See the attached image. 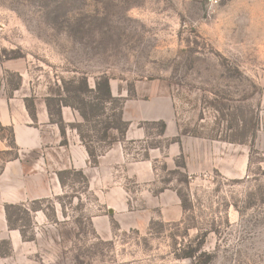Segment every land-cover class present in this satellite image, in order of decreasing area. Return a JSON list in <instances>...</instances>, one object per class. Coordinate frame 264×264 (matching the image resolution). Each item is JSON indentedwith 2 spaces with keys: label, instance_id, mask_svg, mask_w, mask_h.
<instances>
[{
  "label": "rangeland",
  "instance_id": "obj_1",
  "mask_svg": "<svg viewBox=\"0 0 264 264\" xmlns=\"http://www.w3.org/2000/svg\"><path fill=\"white\" fill-rule=\"evenodd\" d=\"M102 75L117 101L74 125L97 161L120 110L140 137L99 181L66 170L17 203L26 239L0 203V264H264V0H0V85L69 97Z\"/></svg>",
  "mask_w": 264,
  "mask_h": 264
},
{
  "label": "crops",
  "instance_id": "obj_2",
  "mask_svg": "<svg viewBox=\"0 0 264 264\" xmlns=\"http://www.w3.org/2000/svg\"><path fill=\"white\" fill-rule=\"evenodd\" d=\"M24 90L22 84L10 91L3 82L0 85V130H12L17 152V158L8 160L0 173V203L17 205L48 197L59 188L58 173L66 170L80 171L89 180L99 181L104 164L122 159V147L114 143L98 159V165L90 167L88 153L77 131L71 128L81 118L79 114L71 108H61L65 126L62 135L59 126L50 119L45 97L32 96ZM29 98H33L34 119L26 108L25 99ZM123 116L128 122L126 113ZM135 136L140 137V133L129 129L125 140ZM9 150L7 141L0 138V152Z\"/></svg>",
  "mask_w": 264,
  "mask_h": 264
},
{
  "label": "trees",
  "instance_id": "obj_3",
  "mask_svg": "<svg viewBox=\"0 0 264 264\" xmlns=\"http://www.w3.org/2000/svg\"><path fill=\"white\" fill-rule=\"evenodd\" d=\"M73 83H78L79 86H76L74 88ZM62 85H65V88L63 87V91H65V94H72V96L63 97L60 92H57L55 95H53V97L51 96L45 97V103L47 106L50 119L52 122L56 123L59 126L62 135H64L65 133L64 132L65 126H64L62 116H61L62 107H68V108H71L72 110H75L79 114L83 122L87 123L90 120V118L103 115L106 104H111L117 101V99L112 95L109 78L104 75L95 78L94 88H90V85L86 77H81L79 79L73 78V79L68 80L67 82L63 81ZM67 85L69 87H72V89H69ZM18 88H19V83L13 86L11 90H17ZM87 96H90L94 104H92L91 102H87V100L84 98ZM68 99L74 100V101L70 102V100ZM25 103H26V108L31 118L34 119L35 115H34L33 98L25 99ZM53 104H55L56 106L55 109H53ZM113 117L115 119H113L112 121L106 122L101 132L100 140L106 141L108 146L124 139L126 131L128 129L127 122H125L122 119L121 110L118 113L114 114ZM80 127H81L80 123L71 125V128L77 131L80 141L88 153L91 164L95 166L98 162L97 156L95 154V150L93 149V147H91L88 143L84 141L85 137L83 133L81 132ZM111 130H114L117 133V135L115 136L110 135L109 132ZM0 138L7 141L10 150L13 149L16 151V146L13 141L11 129L1 128ZM15 158H17V152L12 156V159H15ZM66 172L67 171H62L58 173V178L61 184H63L62 175ZM76 174L80 175L81 178L85 179L82 172L79 171V172H76ZM12 209H18V210L22 209V211H24L25 213H30V211L29 209H27L26 207L20 204L19 205H13V204L5 205V214L7 217L8 226L11 229L19 230L21 237L23 239H26L24 232L17 227L16 222L14 221L12 222L11 220L10 210ZM10 251L11 250L9 249L6 253H3V254L0 253V256H4V257L8 256ZM197 253L198 252L196 251V249L188 250L187 252L185 251L182 253V258H189V259L193 258L196 260L198 259ZM203 254L205 253H201V256H203ZM205 255L208 258V261H210L211 255H207V254ZM199 257H200V254H199Z\"/></svg>",
  "mask_w": 264,
  "mask_h": 264
},
{
  "label": "built area",
  "instance_id": "obj_4",
  "mask_svg": "<svg viewBox=\"0 0 264 264\" xmlns=\"http://www.w3.org/2000/svg\"><path fill=\"white\" fill-rule=\"evenodd\" d=\"M211 11L215 10L223 0H203Z\"/></svg>",
  "mask_w": 264,
  "mask_h": 264
}]
</instances>
